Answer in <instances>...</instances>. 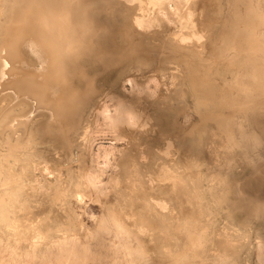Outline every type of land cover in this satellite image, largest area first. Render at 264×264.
Returning <instances> with one entry per match:
<instances>
[{"label": "rangeland", "instance_id": "374dc122", "mask_svg": "<svg viewBox=\"0 0 264 264\" xmlns=\"http://www.w3.org/2000/svg\"><path fill=\"white\" fill-rule=\"evenodd\" d=\"M141 1L140 2L137 1L138 3L137 2L129 3V6L130 7L137 6V7L145 8V4H144L145 1L144 0H141ZM241 2L243 1L241 0ZM241 2L240 0H233V1L232 0L231 1L230 0H211V1L210 0H207V1L197 0L195 3H192V0H191L190 3L181 2L179 6L181 9L182 15H185L188 8L190 6L192 7L193 5H194L193 8L196 10L197 8L199 9L200 5L204 6L205 9L209 7L210 9L215 8L214 10H216L217 9L216 7H218L215 13H214V10L212 12L211 10H209L210 14L212 15V17H215V18L219 16L218 17L220 18L218 19L219 21H221L222 23L224 22L227 23L226 24L227 28L229 27L228 31L229 29L233 31L237 29L238 27H240L241 29L245 22L244 20H247V17H245L246 15H244L245 13L242 14L244 15L245 19L240 14L241 12L242 13L245 12L243 9L244 7H242L243 4L241 5ZM98 3L94 2L93 7H95ZM226 4H228V6ZM234 7L237 10L234 9ZM146 8H145L146 11L150 9L151 11L153 10L152 11L153 13H158V10L156 11V9L158 8H155V7L153 8L149 6H146ZM171 8H174V7H171V5H165V11H164V13L166 14L170 22H168L167 19L163 17L162 24H157L158 26L156 25L153 28H150L151 31L149 29L148 31L146 30L143 31L141 30L142 28H139L135 25L134 26L131 25V27L132 26L133 27L132 28L130 27L131 30L128 28L129 30L128 34L130 36L132 34L133 36L132 39L136 40L135 45H132L136 47L131 48L132 47L131 45L125 46L126 43H124L122 50L116 54L118 56V59L122 60L121 65L118 66L117 68L118 69L121 68L120 70H125V72L121 74L122 76H120L122 79V80L120 79V83L124 82V79H127L130 74L133 75L132 81H134L135 83L136 82L142 83L140 81H144V80L147 82V80L149 81V79L152 77H154L156 81L155 83L149 84L150 89L148 91L146 90L147 94H145L144 93L145 91L143 90L145 97L144 95L141 96L142 95V92H140L141 90L136 91V93L134 92L135 95L133 94V97H131V95L128 93V91L130 92V87L128 85H126L124 89L122 87L121 90H120L121 87L118 88V92L116 90V92H114L115 94L112 92L110 96L111 100L109 104H112V102L115 103L117 99L121 100L122 98L120 97L123 94L129 99L136 97L133 99V101L136 99L138 100L141 96V98L144 101V104L141 106V108L143 107L142 110L146 111L149 115H151L149 116L144 111L140 113L139 107H137L136 109V112L138 111L137 114L138 113L141 114L142 117L146 115L145 119L143 118V120H146V121L148 120V123H145L146 121L143 122V120H140L141 119L140 115H139L140 121H138L137 119V122H143L142 125L141 123L139 124L141 125V127L143 125L144 126L146 125L147 129L143 126L144 127L143 130L149 133L148 135V133L143 131L145 133V138H144V136L142 137V134L144 135V133L141 134L142 129H139L141 130L139 131L137 127L135 128L137 129V132L136 131L134 132L138 134V135H135L134 133L135 136L133 138L134 149L135 151L138 152L136 154V157L133 156V159H130V158L128 159V155L130 156L133 155L128 152V149H127L128 141L126 139L125 140L127 142L125 140H120L119 143L116 141H112L116 134L114 133L113 130H111L112 128L105 125L102 122V120H100L98 117L93 118L94 120L92 119L93 120L92 129H94V127L95 129L93 130L94 131L92 135L93 138L90 141V153L92 154V156H95L97 153V147L99 144L106 146V147L107 146L111 147L113 145V147L115 146L116 148L113 149L111 159L108 162H104L101 159L97 161V159L93 157L94 161H91V159H87L84 162L83 167L81 168V166L79 167L81 162L79 163V161H76V159L82 154L80 150L77 151L76 149L74 150L69 149L68 153L70 152L69 154L71 155L72 157L71 158V157H68L69 154L67 156L65 154V157H64L63 150L60 149V147H58L54 143H52L54 147L53 146L50 147L52 145L51 143L47 145V142L45 143V141H39L40 143L39 145L38 142H37L38 144H36L35 142L33 143L32 142L33 140L30 139V140H27L26 142L21 141L23 143L21 145L22 146L24 145L22 147L23 148L22 150L17 149L13 151L12 150L13 148H10L8 150V147L5 146L4 143L0 142V173L2 172L0 174V177H1L0 186L2 183V179L4 182V180L9 177L8 174L10 172L12 173V174H9L10 176L12 175L11 177H9L11 178L9 179L11 184L8 182V185H7L8 187H6L7 191H9L8 188L11 187L9 191L11 192V194L6 192V189H4V186L2 185L3 187H0V191L4 189L6 193L5 192H3V194L0 193L1 194L0 197L4 205L7 206V207L4 206L3 208L8 210L9 213L13 215V216L7 217V219L5 218L0 219V226L2 227V228L0 227V264H261V259H264V257L259 256V253L256 251L255 246H253L251 250H248L247 246L241 245L239 241L246 235L249 236V239H255L260 236L259 238L261 240H264V230H262L261 228L263 226H261L260 222H257V221L256 223L252 220L250 221L248 220L249 222H246L247 215L245 213L246 211L243 209H240V211H237L231 214L230 218L224 215L225 214L224 212H226L227 206L230 204L231 201L227 200L222 190L218 191V187H216L217 185L214 186L215 188L214 189L212 186V183L209 180H207L210 174L209 167L206 164V160H207L206 157H207V151H208L207 149L209 147L208 146L209 142L207 140H209L208 138L210 134L213 133V131L212 133L209 131L211 130V128H215V130L221 129V128L224 129L223 128L224 123L227 120L226 118L228 116L227 113L234 112L232 109H229V108L228 109L220 108L219 112H216L215 109L213 108L214 105H210L206 102V98L209 92H214L221 87L224 88V86H222L221 84V81L216 79L215 80L216 85H214V88L212 87L213 89H211L210 86L211 84H213L212 83L213 80L211 76H210L211 78L209 77L211 81L207 77L209 75L207 74V67L211 65V63L213 62L212 60L213 56L211 55L212 52L215 49H218L219 52H222L224 48L221 43L219 44L217 43L218 45L215 44L212 48L213 51L211 50L212 46L209 47V44H210L209 40L211 36H213L214 31H209V32L201 31L203 33V34L202 33L200 34L202 35L201 40L197 41L196 40L198 39L197 37L196 38L195 36L192 37V35L189 34L191 33L190 30H184L181 28L180 30H177L176 20L178 19L172 16ZM230 10L232 12H235L236 10V12L231 13L228 16H225L231 12ZM142 11L143 9L137 12L135 11V15H133L132 18L136 16L137 13H140ZM232 14L236 18H234ZM18 16L19 18L23 17L21 15H17V17ZM126 18L128 17L126 16ZM241 18L242 20L238 21ZM194 19H196V15L190 18V20H194ZM228 19H229V22L227 21ZM165 23L167 24L164 25ZM163 26L164 27L168 26V27H166L165 29ZM137 29H139V31H137ZM173 29L175 31H173ZM0 30L2 31L1 28ZM167 30H169V32H167ZM181 30H184L183 31L184 34L181 33ZM139 32L140 33L144 32L143 34H147V32L148 33L150 32L149 35L155 38H152L151 42L150 41L146 43L142 42L139 39V35H137V33ZM177 32L178 34H176ZM179 33H181L183 35L182 37H184L185 39L187 38V40L180 41L179 38L181 37V35ZM173 35L175 37H173ZM176 35H178L179 38L176 39ZM167 37H169L168 38L169 40L167 39ZM0 39H2L1 36H0ZM158 39H160L159 41L161 43L158 41ZM139 40L141 41L140 43H139ZM107 46L110 47L109 45L106 44L104 45L103 48L108 50ZM215 46L217 47L215 48ZM140 47L142 48L140 49ZM183 47L186 48L187 50L184 49ZM240 47L241 46L239 44L238 45L235 44L234 46H230L229 50L231 51L233 50L235 53L241 52L242 50L240 49ZM1 48L2 47H0V50ZM149 48L150 50L153 49L154 51L153 50L150 51ZM143 50H145V52ZM187 52L189 56L188 54H185ZM123 55L124 56L127 55L126 56L127 58L124 57ZM139 55L140 56L143 55L142 57L145 56L144 57L145 59L147 57L148 60L144 61L145 59L144 58L142 59ZM203 55H204V58L202 59ZM185 57L187 60L185 59ZM218 57L219 58L216 57V60L215 58H213L214 61L221 62V59L223 58L225 59V56L223 57V54L222 56L221 54L218 55ZM123 60L126 61V63H124ZM209 61L210 62L212 61V62L210 63ZM84 62L85 63H83L82 61V65L88 66L87 68H89V70L91 69V72H89L87 71L88 69L86 68V66H84L83 73L86 74L84 75L85 78L93 77L92 75L94 74H95V77L97 74L100 75V76L97 75V78L101 76L102 77L106 76L109 78L116 72L114 71L115 68L114 69L112 68L113 69V70L111 69L112 73L111 71L103 73L99 71L98 67L90 68L91 61L89 62V60H86ZM128 64L131 68H128L129 67ZM206 64H208V66H205ZM220 68L221 69H219V71L221 75H223L226 72V69L224 70L223 67H220ZM143 70L145 71V73ZM192 71L194 72L192 73ZM149 74H151V76ZM194 75L198 77L196 76L194 77ZM227 75L225 76L229 79V75L228 76ZM201 77L205 80V82ZM198 81H199V84H198ZM216 81L219 83H216ZM101 82L102 81L95 82L94 85L97 86L96 90L98 89L99 90L98 92L96 91L94 93L95 94L94 96L91 95V98L92 96L95 97L92 99L96 100L97 104L99 100L101 102V98H100L101 94H105L109 91L107 90L108 87L105 88L104 82L103 83ZM203 82H204V85L205 84L207 85V86L205 85L206 88L205 86H203ZM207 82L210 83L209 86ZM194 83L198 84L199 86L198 85L196 86H198L199 88L198 87L195 88L196 86L194 85ZM200 83L202 85H200ZM139 85L142 87L143 84L142 85L139 84ZM224 89H226V92H228L227 87ZM96 96L98 99L99 98L100 99L98 100ZM112 96H114L115 98H112ZM89 97L90 96L88 95L87 98L90 99ZM229 97L230 95L225 96V103H229L230 101H232V97L231 99H229ZM263 98H258L259 101H257L259 112L262 107H263L262 110L264 109V106L260 105L261 104L260 99H263ZM158 100L162 102L161 108L163 107L164 109L163 108L159 109L158 104L161 105V103L157 104L156 102H158ZM145 101H150V102L145 103ZM147 104L148 106L154 105L153 109L150 106L148 107ZM145 107L147 110L144 109ZM150 109H151V113H150ZM29 110L31 109L26 105V108H24L22 111V116H24L25 113L29 112ZM162 110L164 111V114ZM153 112L154 114L157 113L158 115L155 116ZM263 112H260V114L258 113L259 116L262 118L264 116ZM39 115L42 117L43 120L45 119V122H47L49 113L48 111H42L40 113H34L32 117L30 118V120L28 121V124L26 125V127L36 128L37 123H38L36 118ZM160 115H165V117L162 116L163 117L162 119ZM151 117L155 118L156 120L152 119ZM157 118H159L158 124H157ZM160 119H162V121ZM153 120L155 121V123ZM233 120L231 121V124L232 122L233 123L235 122ZM170 127H172V129ZM157 128L159 129L157 130ZM259 128L262 129V126H260ZM263 129H264V126H263ZM259 133H258L260 135L259 137H261V132ZM152 134H153V137H151ZM158 134L159 135L161 134L162 136H158ZM136 136H139V138L141 139H138V137ZM80 139L78 140L80 141ZM262 139L263 140H261V145L264 147V135H262ZM41 142H43L47 146L45 147L44 145L42 146L41 144L43 143ZM154 144L156 146H154ZM143 145L145 146L143 147ZM56 146L57 148H55ZM139 147L141 148L138 150ZM180 148H181V151H180ZM31 150H33V152L35 153L34 155L30 153ZM38 150L40 151V154ZM147 150L149 152H146ZM11 155H12V158H10ZM15 156H19L18 162H17V159L16 160L14 159ZM129 162L133 165H131ZM128 163L130 165H128ZM84 166H85V170H84ZM133 166H136V167H133ZM66 168L68 170H66ZM134 168H136V171L138 170L139 172L137 173L136 171L134 172L135 170ZM69 169L71 172H73L72 174H70L71 176H74L76 174L80 176L79 178L78 176H74L75 178H77V179L74 178L75 180L79 179L78 181H82L81 175L82 173H85L86 170L93 171L100 176L101 183H99L97 185L98 188L94 190L93 188L86 189L82 187L77 188L78 190L74 189L72 193H70V196L67 197L69 193L65 191L66 190L65 187H67L65 181L69 180V178L71 177L68 174ZM78 169H80V171L83 169L84 172L82 170L80 174ZM124 171H127V173L125 172L124 174ZM133 172L134 174L132 175ZM243 173H242L243 175L240 174V176L239 174L235 176H231L230 182L233 179L240 181V182L246 180L247 183L250 184L251 191L249 192V194L252 193V195H256L255 197H260L261 195H264V184L259 183V181L257 180L260 175L257 172H252L249 170H246ZM137 176L139 180L137 179ZM181 180L184 182L183 184H185L186 187L184 186L185 188H183V185H182V189L176 188L175 189L176 191H173L172 190L173 184L175 183V185L176 184L180 185V183H182ZM172 181L173 182L175 181V182L173 183ZM64 183H65V186H64ZM142 184L144 186H142ZM60 185H62L65 188V190L61 189L62 186ZM148 190L149 191L151 190V192H149ZM62 191L64 192V194ZM141 192L143 195H141ZM125 193H126V197H125ZM171 193H174V195ZM183 193L184 194L186 193L185 194L186 196H182L184 195ZM249 194L247 193V195ZM2 195L3 196L5 195V196L3 197ZM71 195L75 197V200L70 199V197H72ZM171 195H172V199H170ZM8 196L9 197L11 196V198H8ZM191 198L194 199V201ZM127 200L128 201L130 200L129 203ZM231 200L233 201L232 196H231ZM247 201H248L247 205H249L252 208L255 207L256 200L253 201V200L248 199ZM133 202H135V205H134L135 209L139 207L138 209H136V211H134L135 213L137 212L136 217L140 218L142 216L141 218H144L146 220L142 219L144 221H141L140 220L141 218L137 219L135 217V213H133V209H134L132 205ZM136 203L137 205L139 204L142 207H140L139 205L138 207H136L137 206ZM144 206H147V207H144ZM260 207H264V201L261 203ZM4 210L2 209L0 211H4ZM137 210H139V212ZM150 213L153 214L152 215L153 218L151 217ZM57 215H58L57 217L58 220L56 218ZM161 215L163 217L165 215V217L162 219ZM68 217L74 221L73 223H74L75 230L77 229L79 231L76 230L75 232L74 229H71L69 230V233L68 231L65 233L59 232L57 234L58 236L60 235L59 237L66 236L69 238L70 235L72 236V237L70 236L69 239L67 238V241L71 240L68 242L66 241L68 245L60 246L53 242L54 238H51L48 236V234L46 233L44 229V226L46 223H48L46 225L49 227H52L53 224L54 225L61 224L62 220H64L62 221V223L63 222L65 223V219L67 220ZM53 218H55L54 221L56 220L57 221L54 222ZM124 218H126L127 220ZM3 220L5 221L4 223H3ZM228 220H232L231 221L232 223H230ZM138 221L139 222L141 221V222L139 223ZM98 222H100V224ZM7 227L8 229H6ZM82 227L84 230L82 229ZM92 228L93 229L95 228V230L93 231ZM86 229H89L91 236L90 234L84 236L83 232L89 233L88 230ZM46 235H47V238H45ZM22 236H24V238ZM88 236L91 238H88ZM48 238H51L52 241L51 239H48ZM47 240H50V241H47ZM48 242H50L51 244ZM53 243L55 245H53Z\"/></svg>", "mask_w": 264, "mask_h": 264}, {"label": "bare ground", "instance_id": "6f19581e", "mask_svg": "<svg viewBox=\"0 0 264 264\" xmlns=\"http://www.w3.org/2000/svg\"><path fill=\"white\" fill-rule=\"evenodd\" d=\"M137 1L140 2L141 0L140 1L139 0H0V15H1L0 16V28L2 29V31L0 30V36L2 38V39H0V41H4V40L13 41V40H17V39H22L26 34L34 33V29L36 27V21L38 19L46 21L49 25L48 31L42 32L38 39H32V40L27 41L24 44L23 48L18 49V50H13L11 53L9 52L8 49H5L3 47L0 50V98H1V100H0V140L1 141L0 142L4 143V145L8 147V150L10 148H13L12 149L13 151L17 150V149L22 150L23 149L22 147L24 145L23 146L21 145V144H23L21 141L26 142L27 140H30V139L33 140L32 142L33 143L35 142L36 144H38L39 141H45V143L47 142V145L49 143H51V144L54 143L55 145L60 147V149L63 150L64 157H65V154L67 156L70 153V152L68 153L69 149H73V150L76 149L77 151L80 150L82 154L76 159V161H79V163L80 162L82 163V165H81V163L79 165V167L81 166V168L83 167L84 162L87 159H91V161H94L93 157H95L97 159V161L101 159L104 162H108L111 159L113 149L116 148L115 146L113 147L112 144H111L112 145L111 147L110 146L106 147V146L99 144L97 147L96 155L92 156V154L90 153V141L93 138V136H92L94 133L93 130L95 129V127H94V129H92V124H93V120H94L93 118L98 117L100 120H102V122L105 125L112 128L111 130H113L114 133L116 134L112 141H116L118 143L120 140L126 139L128 141L127 142L125 140L128 144V148H127L128 152L133 154L132 156L128 155V159L129 158L133 159V156L136 157V154L138 152L135 151V149H134L133 138L135 135H138V134H136L134 131L137 132V129L138 130L142 129V131L139 130V131H141V134L146 132L143 130L144 127L146 128V125L145 126L143 125L144 127L143 126L141 127L143 122L146 121V120H143V118L145 119L146 115L144 117H142L141 114H139V113L137 114L138 111L136 112V109H137V107H139L140 113L144 111V110H142L143 107L141 108V106L144 104V101L141 98V96L144 95V97H145V94H147V91L150 89V86H149L150 83L148 80L146 82L145 80L140 81L141 80L140 79L138 81H140L142 83H139V82L138 83L141 85L143 84L141 87L137 82H136L137 83L136 84L134 81H132V85L130 86V92L128 91V93L131 95V97H133L134 92L136 93V91L141 90L140 92H142V95L140 96V98L137 97L141 100L136 99L133 101V99L136 97L129 99L126 96H124V94H123L120 97L123 99V101H122V99L118 100L116 98L117 101L115 100L116 101L115 103L112 102V104H109V102L111 100L110 96H111L112 92L114 93V92H116V90L118 92V88L121 87L120 88V90H121L122 87L124 89L126 86L125 84H122L123 82L120 83V79H121L120 76H122L121 74L123 72H125V70H120L121 68L120 69L117 68L118 66L121 65L122 60L118 59V56L116 54L122 50L124 43H126L125 46L126 45L127 46L135 45L136 40L132 39L133 36L130 32L129 33L131 34L132 37L128 34V31H129L128 28L130 29L131 25H133V26L135 25L139 28H142L141 30H143V31L144 30L148 31V29L150 30V28H153L157 24H162L163 17H165L167 19V21L170 22L166 16V14L164 13V11H165V5H171V7H174V8H171L172 16L174 18L178 19V20H176V22H177V28L176 29L177 30H180V28L184 29V30H190L191 33H189V34H191L192 37L193 36H195V38L197 37L198 38V39H196L197 41L201 40L202 35H200V34L202 32L214 31L213 36H211V38L209 40L210 41L209 47L212 46L211 47V50H212V48L215 44L221 43L223 48H224V50H222V52H219L218 49H215L217 47V46H215V48H214L215 50L214 51L212 50L213 52L211 54L213 56V58H215V60H216V57L219 58L218 55L221 54V56H222V54H223V57L225 56V59L222 57L224 60L221 59V62H218V61L216 62L212 58L213 62L211 61L212 62L211 63L209 61L211 63V65L208 66V64H209L208 63L205 66H208L207 67V74H209V75L207 77L209 78L211 76L212 80H213L212 81L213 84H211L210 88L211 89L214 88V85H216L215 80L217 79V80L221 81V84H222V86H224V88H226V87L228 88L227 95H230L229 99H231V97H232V101H230L229 103H225V105L223 107L214 106L213 108L215 109L216 112H219L220 108L221 109H228L229 108V109H232L234 112H232V113L228 112L227 113L228 116L226 118L227 120L224 123V127H223L224 129L221 128V129L215 130V128H211V130L209 131L211 133L213 131V133L210 134V136L208 138L209 140H207L209 142L208 143L209 147L207 149L208 151H207V157H206L207 158L206 164L209 167V171H210V174H209L207 180H209L212 183L213 188L215 185H217L216 187H218V191L222 190L223 194L226 196L227 200L231 201L230 204L227 206V209H226V212H224L225 213L224 215H226L227 217L230 218L231 214H233L234 212L240 211V209H243L246 211L245 213L247 215V218H246L247 221L246 222H249L250 220L254 221L255 223H256V221L260 222V225L263 226L261 228H262V230H264V207H260L261 203L264 201V195L259 194V195H261L260 197H255L256 195H252V193L249 194V192L251 191L250 184L247 183L246 180L240 182V181L233 179L230 182L231 176H235L238 174L240 176V174H242L244 171L249 170L252 172H257L260 175L257 180L259 181V183L264 184V181H263L264 180V147L261 145V140H263L262 135H264V129H263L264 116H263V118L259 116L260 112L264 111V109L262 110L263 107L261 108V106H264V98H263L264 97V0H242L243 2H241V0H240L241 5L243 4L242 7H244L243 9L245 11L243 13L241 12L240 14L242 15L245 13L244 15H246L245 17H247V20H244L245 22H244L243 27L241 29H240V27H238L237 29H235L233 31H231L229 29V31H231V32L228 31L229 27L227 28V25H226L227 23L224 22L225 23L224 24L218 20V19H220V18H218L219 16L217 18L212 17L209 10H211V12H212L215 8L210 9L208 7L205 9L204 6L200 5L201 7L199 6V9L197 8V10H196L193 8L194 5L192 4L193 6L192 7L190 6L188 8L186 14L182 15L179 4L181 2L190 3L191 0H144L145 1V3H144L145 8H146V6L158 8V9H156V11L158 10V13H153L152 12L153 10L151 11L150 9H148V11H146L144 7H137L134 5H133L134 7L129 6V3H134ZM196 1L197 0H192V3H195ZM94 2H96V3L100 2V3H98L95 7H93ZM205 4H207V3H205ZM226 5L228 6V4H226ZM229 5H231V4H229ZM209 6H210V4H209ZM237 6H238V4H237ZM216 8L218 9V7H216ZM229 8H230V6H229ZM141 9H143V11L140 13H137L136 16H134L132 18V16L135 15V11L137 12V11H140ZM234 9H236V8L234 7ZM243 9H241V10H243ZM216 10H214V13ZM236 10H235V12H236ZM19 12H20V14H19ZM21 12L22 13L24 12L25 14L23 13V15H22ZM219 12H220V10H219ZM235 12L231 11L230 13H228L225 16H228L231 13H235ZM17 15H21L23 17L19 18V16L17 17ZM195 15H196V19L190 20V18L192 16H195ZM217 15H218V13H217ZM244 15H242L243 18H244ZM126 16L128 18H126ZM232 16H234V15L232 14ZM234 18H236V17L234 16ZM240 20H242V18L239 19L238 21H240ZM227 21L229 22V19ZM166 24L167 23H165L164 25H166ZM166 27H168V26H166ZM166 27H164V28L166 29ZM174 29H173V31H175ZM238 29H240V30H238ZM161 30H162V28H161ZM184 30H181L182 34H184L183 33ZM167 32H169V30H167ZM207 32H206V34H207ZM143 33H140V32L137 33V35H139V39L142 42H145V43L149 42V41L151 42V39L155 38V37H152L151 35H149L150 32L149 33L147 32V34H143ZM181 33H179L181 35V37H180L181 39L178 37V35H176V39L179 38L180 41H182V40L186 41L187 38L185 39L184 37H182L183 35ZM176 34H178V32ZM174 35H175V33H174ZM174 35H173V37H175ZM170 36H172V35H170ZM168 38L169 37H167V39ZM163 39H165V38H163ZM140 40H139V43L141 42ZM156 40H157V38H156ZM159 40L160 39H158V41ZM106 44L110 46V47L107 46L108 50L103 48L104 45H106ZM235 44H237V45L239 44L241 46L240 47V49L242 50L241 52L235 53L233 50L232 51L229 50V47L234 46ZM136 45H138V44H136ZM52 46H58L60 51H61V56L58 59V61L56 62L54 67H55V72L57 73L56 78L57 79L64 78L68 81L69 87L67 89H62L61 87H57L52 82L53 81V76H52L53 64H52V60H51V48H52ZM134 47H136V46H132L131 48H134ZM152 47H154V46H152ZM172 47H174V46H172ZM137 48H138V46H137ZM141 48L142 47H140V49ZM233 48H231V49H233ZM184 49H186V48H184ZM189 49H191V48H189ZM149 50H150V48H149ZM152 50H150V51H152ZM143 51L145 52V50H143ZM223 51H224V53H223ZM185 54H188V52ZM192 54H194V53H192ZM173 55H174V53H173ZM126 56H124V57H126ZM142 56H140V57L143 59L145 56L144 57H142ZM188 56H189V54H188ZM203 58H204V55H203L202 59ZM185 59H186V57H185ZM86 60H89V62L91 61L90 62V65H91L90 68L91 67H98L100 72L105 73V72L111 71V73H112V70L114 68H115L114 71H116V72L112 76H110L109 78L106 76H104V77L101 76L102 78L98 77V78H100V79H98L97 78L98 74L95 77L94 73H93L94 75H92L93 77L85 78L84 75H86V74L83 73V68L86 65L83 66L82 61H83V63H85L84 61H86ZM147 60L148 59L146 57V59L144 61H147ZM152 62H151V64H152ZM124 63H126V61H124ZM87 64H89V63H87ZM203 65H204V63H203ZM128 66H129V64H128ZM219 66L223 67L224 70L226 69V72L223 75H221V73L219 71V69H221ZM87 67L88 66H86V68ZM21 68H23L25 70L23 73L20 71ZM128 68H131V67L129 66ZM87 69H86L87 71L91 72V69L90 70H89V68H87ZM204 69H205V67H204ZM92 72H93V70H92ZM140 72H142V71H140ZM193 72L194 71H192V73ZM144 73H145V71H144ZM227 74L229 75V79L225 76ZM98 76H100V75H98ZM195 76L196 75H194V77ZM196 77H198V76H196ZM210 78H209V80L211 81ZM21 80L23 81V85L18 83V81H21ZM98 81H102L101 83L104 82L105 88L108 87L107 90H109V91L105 94H101V96H100L101 102L99 100L100 98L99 99L97 98V96H99V95L96 96V98L99 100V102L97 104V101L93 100L92 98H95V97H93L95 95L94 93L96 91L98 92V90H99V89L96 90L97 86L94 85L95 82H98ZM192 82H193V80H192ZM204 82H205V80H204ZM204 82H203V86L206 85V84L204 85ZM216 83H219V82L216 81ZM198 84H199V81H198ZM198 84L194 83L195 86ZM207 84L209 86L210 83L207 82ZM200 85H202V84L200 83ZM195 86H193V87H195ZM198 86H196L195 88H197ZM206 86H205V88H206ZM193 87H192V89H193ZM143 90L145 91L144 92L145 94L143 93ZM122 91H124V90H122ZM119 94H121V93H119ZM52 95L62 96L63 100H64L60 110L56 113L53 112L52 108L50 107V105L47 101V97H50ZM88 95L90 96L89 97L90 99L87 98ZM91 95H93L92 98H91ZM127 96H128V94H127ZM148 97H149V95H148ZM112 98H115V97L112 96ZM258 98H263V99H260L261 104L259 103L261 105L260 106V108H261L260 112L258 110V102H257V101H259ZM146 100H148V99H146ZM159 100L156 103L157 104L161 103V105L158 104L159 109H160L162 106V102H160ZM131 101H133V102H131ZM195 101H197V100H195ZM149 102L150 101H145V103H149ZM25 103L31 110H29V112L25 113V115L22 116V111L24 108H26ZM147 106H148V104H147ZM149 106L152 107V109L154 107V105L153 106L149 105ZM144 109H146V107ZM154 110H155V108H154ZM156 110H157V108H156ZM257 110H258V112H257ZM42 111H48V113H49L47 122H45V119L43 120L42 117L39 115L36 118L38 121L36 128L26 127V125L28 124V121L30 120L32 115L34 113H40ZM144 112H146V111H144ZM162 112L164 114L163 110H162ZM150 113H151V109H150ZM136 114L138 115V117ZM146 114H148V113L146 112ZM153 114H154V112H153ZM139 115H140L141 119L139 118ZM154 115L156 116L158 114L156 113ZM149 116H151V115H149ZM160 116L162 119H163L162 116L165 117V115H160ZM215 117H217V116H215ZM159 118H157V124H158ZM137 119H138V121L143 120V122H137ZM146 119H148V118H146ZM152 119H155V118H152ZM162 119H160V120L162 121ZM232 120L235 122L234 123L232 122V124H231ZM139 123H141V125ZM145 123H148V120ZM154 123H155V121H154ZM154 126H155V124H154ZM164 126H165V124H164ZM260 126H262V129L259 128ZM136 127H137V129H135ZM170 128L172 129V127H170ZM158 129L159 128H157V130ZM259 132H261V137H259L260 136ZM134 133H135V135H134ZM146 133H148V132H146ZM148 135H149V133H148ZM143 136L145 138V133H144V135L142 134V137ZM158 136H162V135L158 134ZM136 137H138V139H141V138H139V136H136ZM151 137H153V134ZM160 138H159V140H160ZM78 139H80V141ZM148 140H149V138H148ZM178 140H179V138H178ZM41 143H43V142H41ZM39 145H40V143H39ZM41 145L42 146L44 145V147L47 146L44 143ZM150 145H151V143H150ZM52 146L54 147L53 144L50 147H52ZM57 146L55 148H57ZM144 146L145 145H143V147ZM154 146H156V145L154 144ZM179 147H180V145H179ZM140 148L141 147H139L138 150ZM28 150H30V149H28ZM54 150H56V149H54ZM145 150H146V148H145ZM180 151H181V148H180ZM146 152H149V151L147 150ZM30 153H32V155L35 154L33 152V150H31ZM37 153H36V155H37ZM39 154H40V151H39ZM69 155H68V157H71V155L70 156ZM4 156H6V155H4ZM18 157L19 156H15V158H14L15 160L17 159V162L19 161ZM10 158H12V155ZM129 163H128V165L131 164V163L130 164ZM132 163H133V161H132ZM131 165H133V164H131ZM133 167H136V166H133ZM134 169H135L134 170V172H135L136 168H134ZM66 170H68V169L66 168ZM78 170L81 174V171L83 169L81 171H80V169H78ZM84 170H85V166H84ZM84 170H83V172H84ZM69 171H70V169H69ZM69 171H68L69 175L73 173L71 171L69 173ZM125 172L127 173V171H124V174H125ZM134 172L132 173V175L134 174ZM137 172H139V171L137 170L136 173ZM128 173H129V171H128ZM207 173H209V172H207ZM9 174H12V173L10 172ZM9 174H8V176L11 177L12 175L10 176ZM74 176H78V178L80 177L77 174ZM74 176H71L69 178V180L65 181L68 189H67V187H65L66 188V190H65V188L62 185H60V186H62L61 189H64L66 192L69 193V195H67L65 193L67 195V197L70 196V193H72V191L74 189L82 187V188H86V189H90V188L92 189L93 188V190H94V189H97L98 188L97 185L99 183H101L100 176L93 171L86 170L85 173H82V175H81L82 181H78L79 179L75 180L77 178H75ZM9 177L8 178L6 177L7 179L4 178L5 179L4 182L2 179L3 184L1 183L0 187L4 186V189H6V187H8L7 186L8 182L10 183L9 179H11ZM66 177H68V176H66ZM142 177H144V176H142ZM60 179H61V177H60ZM137 179L139 180L138 176H137ZM199 179H201V178H199ZM137 183H138V181H137ZM183 183H184L183 181H182V183H180V185L179 184L175 185V183H174L172 186V190L176 191L175 190L176 188L182 189V185H183V188H185L186 186ZM61 184H63V183H61ZM64 186H65V183H64ZM142 186H144V185L142 184ZM10 188H8L9 191H10ZM4 189L2 191H0V193L3 194V192H5ZM145 189H146V187H145ZM9 191H7V189H6V192L11 194V192H9ZM78 192H80V191H78ZM138 192H140V191H138ZM149 192H151V190ZM247 193L249 195H247ZM257 193H259V192H257ZM63 194H64V192H63ZM121 194H123V193H121ZM171 194L174 195V193H171ZM185 194L182 196H186ZM13 195H14V193H13ZM141 195H143L142 192H141ZM80 196H79V198H80ZM231 196L233 197V201L231 200ZM125 197H126V193H125ZM8 198H11V196L10 197L8 196ZM137 198H139V197H137ZM257 198H259V199H257ZM70 199L75 200V197L72 196V197H70ZM140 199H138V200H140ZM170 199H172V195H171ZM248 199L253 200V201L256 200L255 207L252 208L249 205H247ZM192 200L194 201V199H192ZM129 201H128V203H129ZM119 202H120V200H119ZM142 202H143V200H142ZM60 204H62V203H60ZM132 205L134 207L133 213H135L134 211H136V209L139 208L138 207L139 204L137 205V203H136V205H137L136 207H138L136 209L134 206L135 202H133ZM171 205H173V204H171ZM0 206H1L0 210L5 209V208H3L5 205H4L1 197H0ZM5 207H7V206H5ZM140 207H142V206H140ZM144 207H147V206H144ZM121 208H122V206H121ZM132 208H131V210H132ZM157 209H158V207H157ZM223 209H225V208H223ZM4 211H0V219L1 218L7 219V217L13 216L11 213H9L8 210L5 209ZM137 211L139 212V210H137ZM221 211H222V209H221ZM140 212H141V210H140ZM175 213H177V212H175ZM136 214H137V212L135 213V217L137 216ZM147 214H149V213H147ZM150 215L152 217L153 214L150 213ZM171 216H173V215H171ZM57 217H58V215L56 216V218ZM164 217H165V215H164ZM164 217L162 216V219ZM126 218H127V216H126ZM126 218H124V219H126ZM140 218H137V219H140ZM146 218H147V216H146ZM54 219L55 218H53V221H54ZM62 219H64V218H62ZM142 219H144V218H141L140 220L141 221L146 220V219H144V220H142ZM57 220H58V218H57ZM100 220H98V221H100ZM56 221H54V222H56ZM62 221H64V220H62ZM62 221H61V224H56V225L53 224L52 227L47 226L46 224H48V223H46L44 226V229H45L46 233L48 234V236L51 238H54L53 242L60 245V246L68 245L67 242L71 241V240L67 241L68 237H66V236L65 237H59L60 235L58 236L57 234L59 232L65 233L67 231L69 233V230H71V229L75 230L74 223H73L74 221L71 218L68 217L67 220L65 219V223L63 222L64 224L62 223ZM134 221H136V220H134ZM134 221H132V222H134ZM166 221H164V222H166ZM228 221L230 223H232L231 222L232 220H228ZM4 222L5 221L3 220V223ZM164 222H162V223H164ZM98 223L100 224V222H98ZM98 223H97V225H98ZM143 223H145V222H143ZM151 224H153V223H151ZM154 225H156V224H154ZM162 225H164V224H162ZM41 226H43V225H41ZM75 226H76V224H75ZM6 229H8V227ZM82 229H83V227H82ZM76 230H75V232H76ZM86 230H88L89 233L83 232L84 236L89 235V234L91 236L89 229H86ZM94 230H95V228L93 229V231ZM77 231H79V230H77ZM70 232H72V231H70ZM22 234H23V232H22ZM36 234H37V232H36ZM74 234H72V235H74ZM61 236H63V235H61ZM67 236H69V235H67ZM70 236H69V238H70ZM22 237L24 238V236H22ZM17 238H19V237H17ZM45 238H47V235ZM51 238H48V239H51ZM60 238L62 239V241ZM88 238H91V237L88 236ZM89 240H91V239H89ZM47 241H50V240H47ZM51 241H52V239H51ZM48 243H50V242H48ZM54 243H53V245H55ZM168 263H170V262H168Z\"/></svg>", "mask_w": 264, "mask_h": 264}, {"label": "clouds", "instance_id": "9594fccd", "mask_svg": "<svg viewBox=\"0 0 264 264\" xmlns=\"http://www.w3.org/2000/svg\"><path fill=\"white\" fill-rule=\"evenodd\" d=\"M49 25L46 21L38 19L36 21V27L34 29V33L26 34L22 39H17L13 41H0V47L8 49L11 53L13 50H18L23 48L24 44L32 39H38L42 32L48 31ZM139 31V29H137ZM61 56V51L58 46H52L51 48V60L53 64V84L57 87H61L62 89H67L69 87V83L66 79L60 78L57 79V73L55 72V64ZM23 73L25 70L23 68L20 69ZM151 76V74H149ZM133 76L130 74L127 79L124 80V84L129 87L132 85ZM155 78L152 77L149 79V83H155ZM19 84L23 85V81H18ZM227 95L226 89L223 87L219 88L214 92H209L206 98V102L210 105H214L217 107H223L225 105V96ZM47 101L52 108L53 112L56 113L60 110L64 100L62 96L52 95L47 97ZM250 235V234H249ZM239 243L241 245H246L248 250H251L253 246H255L256 251L259 253L260 257H264V240H261L259 237L255 239H249V236H244ZM261 264H264V259H261Z\"/></svg>", "mask_w": 264, "mask_h": 264}]
</instances>
